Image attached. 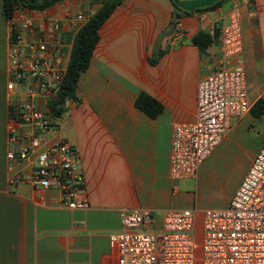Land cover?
Here are the masks:
<instances>
[{
  "label": "crops",
  "instance_id": "crops-1",
  "mask_svg": "<svg viewBox=\"0 0 264 264\" xmlns=\"http://www.w3.org/2000/svg\"><path fill=\"white\" fill-rule=\"evenodd\" d=\"M221 1V7L208 11ZM173 2L181 11L178 21L184 32L174 25ZM235 4L243 7V58L248 100L254 107L264 101V0H124L101 28L90 67L79 82L80 102L67 105L61 118L66 119L64 132L53 129L48 134L49 144L66 140L80 153L90 207L71 211L54 190L11 184L12 177L30 173L34 158L14 163L8 159L11 128L17 133L24 129L11 116V36L0 1V264H117L111 236L121 230L122 210H187L180 204L190 182L203 180L216 159L242 153L248 168L216 209L229 205L264 145V138L252 141L259 127L264 130V115L251 113L234 121L196 178L175 181L170 168L173 128L196 122L198 83L214 69L220 30ZM101 6L95 0H65L45 12L23 11L44 22L66 10L92 16ZM201 32L216 37L205 54L193 44ZM142 93L164 106L159 117L153 119L136 107Z\"/></svg>",
  "mask_w": 264,
  "mask_h": 264
},
{
  "label": "built area",
  "instance_id": "built-area-1",
  "mask_svg": "<svg viewBox=\"0 0 264 264\" xmlns=\"http://www.w3.org/2000/svg\"><path fill=\"white\" fill-rule=\"evenodd\" d=\"M242 9L235 4L225 18L219 57L212 73L198 83L196 122L173 128L170 174L175 181L196 178L233 122L252 113ZM90 18L66 10L43 22L22 10L8 21L7 90L11 116L24 129L17 133L11 128L8 159L14 163L34 158L30 173L12 177L11 184L54 190L71 211H87L90 201L77 147L66 140L49 144L56 122L49 104L62 88L77 30ZM176 30L184 32L181 21ZM120 220L121 230L111 236L117 264H264V145L226 208L202 214L189 209L122 210Z\"/></svg>",
  "mask_w": 264,
  "mask_h": 264
},
{
  "label": "trees",
  "instance_id": "trees-1",
  "mask_svg": "<svg viewBox=\"0 0 264 264\" xmlns=\"http://www.w3.org/2000/svg\"><path fill=\"white\" fill-rule=\"evenodd\" d=\"M4 3V13L7 21L11 20L15 13L25 10L29 12H45L54 8L57 4L65 0H0ZM93 1V0H90ZM100 1L101 8L91 16V18L80 28L73 39L70 61L67 74L62 88L58 95L50 101V109L54 119H61L67 112V105L70 102H80L78 95L79 82L84 73L90 67L91 60L97 44L100 41V30L110 20L117 8L124 0H95ZM223 1L209 8L208 11L215 10L223 5ZM174 6V25L182 17L178 6ZM185 15H190L185 13ZM217 32V31H216ZM218 32L216 33V36ZM215 38L207 33L201 32L193 38V44L199 47L202 54L215 42ZM154 63L156 62L153 61ZM136 107L149 117L155 119L159 117L164 106L149 96L142 93L136 102ZM252 114L256 117L264 115V101L260 100L253 108Z\"/></svg>",
  "mask_w": 264,
  "mask_h": 264
},
{
  "label": "rangeland",
  "instance_id": "rangeland-1",
  "mask_svg": "<svg viewBox=\"0 0 264 264\" xmlns=\"http://www.w3.org/2000/svg\"><path fill=\"white\" fill-rule=\"evenodd\" d=\"M65 118L56 119L53 131L65 130ZM63 123V124H62ZM263 128V127H262ZM261 127L253 135V143H257L264 138V130ZM64 136V133H62ZM50 136V135H49ZM250 148H253L251 146ZM248 168V157L245 154L239 156H227L216 159L213 167L206 177L199 181L190 182V187L186 191V200L181 208H189L198 212L205 209H216L225 204L229 196L234 192L241 178ZM200 256V253H199Z\"/></svg>",
  "mask_w": 264,
  "mask_h": 264
}]
</instances>
